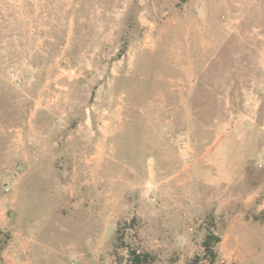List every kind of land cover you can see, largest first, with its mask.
Segmentation results:
<instances>
[{"label": "rangeland", "instance_id": "obj_1", "mask_svg": "<svg viewBox=\"0 0 264 264\" xmlns=\"http://www.w3.org/2000/svg\"><path fill=\"white\" fill-rule=\"evenodd\" d=\"M135 255L264 264V0H0V264Z\"/></svg>", "mask_w": 264, "mask_h": 264}, {"label": "trees", "instance_id": "obj_2", "mask_svg": "<svg viewBox=\"0 0 264 264\" xmlns=\"http://www.w3.org/2000/svg\"><path fill=\"white\" fill-rule=\"evenodd\" d=\"M213 239L212 242H216L218 241V237L217 236H214V235H208L207 238L205 239L204 241V245L206 247V249H208L209 251V254L211 255L212 259L214 258L215 256V253L213 251V248L209 245L210 244V240ZM134 261L133 264H141L142 261H144L143 258H141L139 255H135L134 257ZM212 262V261H211Z\"/></svg>", "mask_w": 264, "mask_h": 264}]
</instances>
